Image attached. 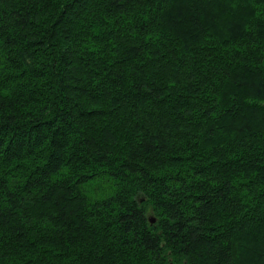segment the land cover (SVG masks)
<instances>
[{
  "label": "trees",
  "instance_id": "16d2710c",
  "mask_svg": "<svg viewBox=\"0 0 264 264\" xmlns=\"http://www.w3.org/2000/svg\"><path fill=\"white\" fill-rule=\"evenodd\" d=\"M0 264H264V0H0Z\"/></svg>",
  "mask_w": 264,
  "mask_h": 264
},
{
  "label": "water",
  "instance_id": "95a60500",
  "mask_svg": "<svg viewBox=\"0 0 264 264\" xmlns=\"http://www.w3.org/2000/svg\"><path fill=\"white\" fill-rule=\"evenodd\" d=\"M152 219H154V217H152Z\"/></svg>",
  "mask_w": 264,
  "mask_h": 264
}]
</instances>
